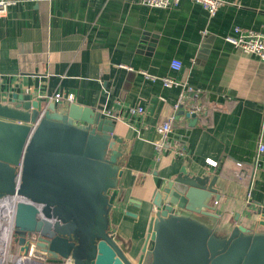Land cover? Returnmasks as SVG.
Listing matches in <instances>:
<instances>
[{
  "label": "crops",
  "instance_id": "1",
  "mask_svg": "<svg viewBox=\"0 0 264 264\" xmlns=\"http://www.w3.org/2000/svg\"><path fill=\"white\" fill-rule=\"evenodd\" d=\"M225 1L212 17L192 0L171 8L141 0H12L0 15L4 98L35 93L61 102L55 94H73L72 101L114 119L126 157L123 199L111 220L133 239L134 252L154 213L153 193L184 165L191 174L218 175L220 216L206 220L219 231L236 224L264 231V162L251 178L237 176V162L252 164L264 143V61L224 39L235 26L264 31V0ZM172 59L183 66L173 69ZM163 76L178 84L164 86ZM181 94L186 113L200 107L197 119L176 110L169 146L159 152L155 124ZM137 106L144 112L132 113Z\"/></svg>",
  "mask_w": 264,
  "mask_h": 264
},
{
  "label": "water",
  "instance_id": "2",
  "mask_svg": "<svg viewBox=\"0 0 264 264\" xmlns=\"http://www.w3.org/2000/svg\"><path fill=\"white\" fill-rule=\"evenodd\" d=\"M115 127L72 100L0 92V199L22 196L13 231L19 254L72 264H264V231H219L206 220L220 216L218 175L185 165L153 193L154 213L134 252L111 220L126 157Z\"/></svg>",
  "mask_w": 264,
  "mask_h": 264
},
{
  "label": "built area",
  "instance_id": "3",
  "mask_svg": "<svg viewBox=\"0 0 264 264\" xmlns=\"http://www.w3.org/2000/svg\"><path fill=\"white\" fill-rule=\"evenodd\" d=\"M181 0H141V3L150 7L157 8H171L177 6ZM196 3L201 4L209 16H214L220 8H222L225 4V0H192ZM12 0H0V15L4 14L8 6ZM227 42L231 43L237 48H240L244 53L255 55L260 60L264 61V31H257L249 28H244L241 26L234 27V33L228 34L224 38ZM183 66V63L179 59L171 60V67L173 69H180ZM148 77H151L147 74ZM155 79L156 77L153 76ZM164 84V86L171 87L178 84V81L169 77L163 76L160 78ZM63 95L61 93H57L54 96L56 101H62ZM69 100L74 99V95L70 94L68 96ZM185 95L181 94L178 100V103L172 107L170 113L167 116H164L162 120L158 121L155 124V128L161 133L162 138L156 144V147L159 152H162L165 146H169V135L173 131V122L176 110L182 105L185 106ZM190 112H198L200 107L197 105L191 106ZM132 113H143L144 108L141 106L132 107ZM263 160V161H261ZM208 164L216 165L212 159L206 160ZM264 162V143L260 142L258 145V150L256 154L255 161L251 163L237 162L238 173L237 176L241 181L249 179L253 176L254 172L258 169V165ZM4 199L9 200V205H11V210L5 214L4 206L1 204L0 199V264H72L67 259H41L34 256L29 255H21L19 254L18 245L15 247L16 249L12 251V238L14 231V215H15V206L19 200H22L21 195H12L10 197H6ZM4 218L7 219V222L4 223ZM7 224L9 227H5L4 231L2 230V225L5 226ZM6 225V226H7ZM14 240V239H13ZM17 244V243H16Z\"/></svg>",
  "mask_w": 264,
  "mask_h": 264
},
{
  "label": "rangeland",
  "instance_id": "4",
  "mask_svg": "<svg viewBox=\"0 0 264 264\" xmlns=\"http://www.w3.org/2000/svg\"><path fill=\"white\" fill-rule=\"evenodd\" d=\"M2 206H4V211H5V214H7L11 209H10V205H9V202H6V203H4ZM5 222H7V219L6 218H4V223ZM7 224H5V226H6ZM4 225H2V227H3ZM8 226V225H7ZM6 226V227H7ZM3 229V228H2ZM15 247H17V244H16V242L13 240V238H12V246H11V249H12V251H14L16 248Z\"/></svg>",
  "mask_w": 264,
  "mask_h": 264
},
{
  "label": "bare ground",
  "instance_id": "5",
  "mask_svg": "<svg viewBox=\"0 0 264 264\" xmlns=\"http://www.w3.org/2000/svg\"><path fill=\"white\" fill-rule=\"evenodd\" d=\"M6 202H9V200L8 199H3V200H1V204L3 205L4 203H6ZM10 209H11V205H10ZM6 226H3L2 228V230L4 231V228H5ZM7 227H9V226H7Z\"/></svg>",
  "mask_w": 264,
  "mask_h": 264
},
{
  "label": "flooded vegetation",
  "instance_id": "6",
  "mask_svg": "<svg viewBox=\"0 0 264 264\" xmlns=\"http://www.w3.org/2000/svg\"><path fill=\"white\" fill-rule=\"evenodd\" d=\"M13 239H14V241H15V239H16V237H15V235L13 234Z\"/></svg>",
  "mask_w": 264,
  "mask_h": 264
}]
</instances>
